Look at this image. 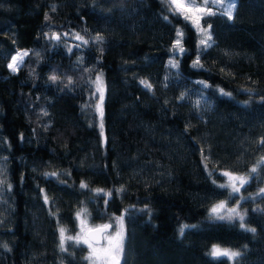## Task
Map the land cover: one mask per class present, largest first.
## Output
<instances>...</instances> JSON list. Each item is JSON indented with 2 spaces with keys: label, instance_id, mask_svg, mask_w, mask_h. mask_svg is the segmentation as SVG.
Masks as SVG:
<instances>
[{
  "label": "trees",
  "instance_id": "1",
  "mask_svg": "<svg viewBox=\"0 0 264 264\" xmlns=\"http://www.w3.org/2000/svg\"><path fill=\"white\" fill-rule=\"evenodd\" d=\"M211 11L206 47L169 0H0V264H88L80 212L122 218L119 264H264V0Z\"/></svg>",
  "mask_w": 264,
  "mask_h": 264
},
{
  "label": "rangeland",
  "instance_id": "2",
  "mask_svg": "<svg viewBox=\"0 0 264 264\" xmlns=\"http://www.w3.org/2000/svg\"><path fill=\"white\" fill-rule=\"evenodd\" d=\"M183 2L185 4V6H186L185 7V13L188 16L191 17L190 20L194 24H197V20H198L197 26H198V29L200 30V29H203L202 26L200 25L201 14L199 12L195 11V10L196 9L207 10L209 8L210 9L221 8V10L224 11L227 8L229 0H223V5L222 6L221 5L213 6L212 0H208V4L207 5L204 4V0H183ZM209 4H211V6H208ZM202 38H204L203 37V33L201 35V39ZM177 40H179V39H176V42H177ZM26 52H27V49H25V48H18L14 52H12V54L9 56V59L7 61V67L11 71H15L19 67V65L21 64L22 59H23V57H24ZM14 57L16 58L15 70H13V68L9 67V64L13 63V58ZM98 77H99V81L97 79ZM98 87L100 88V91L97 90ZM94 90L96 92V104H95V106H96V109L98 110L97 105L101 104V101H100L101 92H102V94L104 93V79H103L102 74H98L95 77V79H94ZM98 112H100V111L98 110ZM100 117H101V115L99 114V118ZM226 173L227 174H231L232 177H243L246 180V175H244V174L235 173V172H223V177H224L223 183H224V185L226 184V186L231 190V193L235 192V191H233V187H232L233 184L238 189L240 188V186L242 184L240 183L239 180L230 179L228 175H225ZM94 190L97 191L98 189H94ZM99 190H102L106 195L109 194V192L107 190H103V189H99ZM262 190H264V184L260 187V189L258 190V193L260 194L261 192H264ZM221 202H223L224 207L222 209H220L218 214L213 213L212 212L213 207L218 205V204H220ZM239 202H240L239 200H236L234 202H230L228 200V198L220 199V200L214 202L210 206L209 213H210L211 216H214V217H220V216L229 217L230 214H229L228 210L234 208V209H236V211L240 215L245 217V215H246L245 211L240 209ZM79 214H80V215H78L79 230L76 233V235L74 236V239L76 241L81 242V243H83V244H85L87 246L88 264H115V263L111 262L110 259H109V255H111V254H115L119 258V262H120L121 253L122 252H116L114 250H110L111 246L109 244V240H113V241L115 240L117 232H120L121 230L123 232L122 220L119 219L120 217H116L114 219V222L111 221L112 222V227H111V229L109 231H107V232H105L103 234V241L102 242L93 243L86 237L85 232H86L87 229H89V228H91V227H93V226H95L97 224H101L102 222L93 224V223L89 222L88 217H87V215L84 212H80ZM234 217H237V219H239L238 215L231 214V218H234ZM239 222L241 223L240 219H239ZM242 223H243V221H242ZM244 227H246L245 224H244ZM60 235H61V233H60ZM64 238H65V235L63 233V239ZM123 238H124V235H123ZM85 240H87L89 243H87V244L84 243ZM89 244L91 245V247H89ZM214 245L215 246H219L221 249H229L231 251H239V252H241L240 249H238V248H232V247L220 246V245L213 244L208 249V253L209 254H210V252H211V250H212ZM93 249L96 250L95 253H93ZM224 257L228 258L229 260L233 259V258L230 259L227 256H224Z\"/></svg>",
  "mask_w": 264,
  "mask_h": 264
},
{
  "label": "snow or ice",
  "instance_id": "3",
  "mask_svg": "<svg viewBox=\"0 0 264 264\" xmlns=\"http://www.w3.org/2000/svg\"><path fill=\"white\" fill-rule=\"evenodd\" d=\"M169 4L172 6L173 10L177 13V14H185V18L186 19H191L190 16H188L186 13H185V4L183 2V0H169ZM204 4L207 5L208 4V0H204ZM212 4L213 6H216V5H223V0H212ZM236 8V0H229V3L227 5V8L221 13L222 15H225L228 19H232L233 18V12ZM190 10V9H189ZM191 11V10H190ZM195 11L199 12L201 15H215L216 13L212 12L211 9H207V10H204V9H196ZM197 24H198V20H197ZM209 27H211L209 25ZM200 31L203 33V37L200 41V43L206 47H210L211 45L208 43V41H210L212 39L211 35L208 33V31L206 29H200ZM179 35H182V33H178V36ZM57 39H59V37L57 36L56 37ZM97 39H101V37H97ZM177 45H179V40H177ZM180 51L182 52L183 49L181 48ZM27 54V53H25ZM170 64H172L173 66H176L175 65V62L174 61H169ZM198 63H199V58H197V61H194V65L193 66H198ZM15 64H16V58L14 57L13 58V63L12 64H9V67L10 68H13V70H15ZM53 80L56 79V77H52ZM98 81H99V77L97 78ZM141 83H144L146 87H150V85L147 84L146 81H142ZM98 91H100V88L98 87L97 89ZM223 91V90H221ZM100 101H101V104L100 105H97V108L98 110L100 111V115H101V130L103 129V123H102V116H103V111H102V102H103V94L101 92V95H100ZM262 143H264V141H262ZM253 172L256 171L255 168L252 169ZM53 176H55L56 174L53 173L52 174ZM225 175H228L230 179H235V180H239L241 184H244L246 183V180L243 178V177H232L231 174H225ZM82 187H86V185L82 184L81 185ZM221 187H224V185H221ZM233 187V191L235 192H238L239 189L235 187V185L233 184L232 185ZM97 191H102V190H97ZM264 191V190H262ZM224 207V204L223 202H221L220 204L216 205L213 207L212 209V212L215 213V214H218L220 209H222ZM229 212V218H231V214H235V215H238L239 216V219L241 221V227L243 228L244 227V224L242 223L244 217L242 215H240L236 209H229L228 210ZM77 215H80L79 213ZM220 219H223L224 217L223 216H220L219 217ZM122 220V218H119ZM104 228H107L108 226H103ZM184 227H188L187 225H185ZM103 229H97V231H102ZM247 231H251V232H255L256 229L252 228V229H246ZM61 231V248L63 250V229L60 230ZM180 233L181 235H183V228L180 229ZM84 243H89L87 240L84 241ZM109 244L111 246L110 250H114L116 252H122L123 251V232L122 230L120 232H117L116 234V237H115V240H109ZM89 247H91V245L89 244ZM96 250L93 249V253H95ZM210 255L212 257H220V256H227L229 257L230 259L232 258H237L241 255V253L239 251H231L229 249H221L219 246H213L211 252H210ZM115 264H119V261L116 260L115 261Z\"/></svg>",
  "mask_w": 264,
  "mask_h": 264
},
{
  "label": "water",
  "instance_id": "4",
  "mask_svg": "<svg viewBox=\"0 0 264 264\" xmlns=\"http://www.w3.org/2000/svg\"><path fill=\"white\" fill-rule=\"evenodd\" d=\"M57 33L52 34V38L56 39ZM103 226H108L104 228ZM112 227L110 222H104L101 224H97L89 229L86 230L85 235L86 237L93 243H100L103 241V234L109 231ZM97 229H103L102 231H97ZM109 259L111 262L115 263L116 260L119 261V258L115 254L109 255Z\"/></svg>",
  "mask_w": 264,
  "mask_h": 264
}]
</instances>
